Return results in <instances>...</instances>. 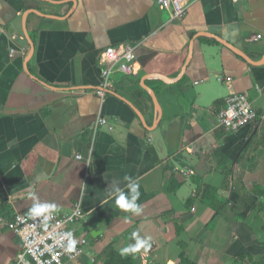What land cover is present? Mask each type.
Masks as SVG:
<instances>
[{"label": "crops", "instance_id": "crops-1", "mask_svg": "<svg viewBox=\"0 0 264 264\" xmlns=\"http://www.w3.org/2000/svg\"><path fill=\"white\" fill-rule=\"evenodd\" d=\"M120 43L136 46L135 73L115 71L99 97L100 54ZM262 59L264 0H194L177 23L158 0H0V217L80 202L72 227L88 242L66 264H104L133 233L150 238L153 264L264 263ZM231 93L259 117L226 131L217 113ZM99 115L109 121L94 133ZM117 189L139 214L116 206ZM20 250L0 223V264Z\"/></svg>", "mask_w": 264, "mask_h": 264}, {"label": "built area", "instance_id": "built-area-1", "mask_svg": "<svg viewBox=\"0 0 264 264\" xmlns=\"http://www.w3.org/2000/svg\"><path fill=\"white\" fill-rule=\"evenodd\" d=\"M194 0H158L161 10L169 15L172 23L181 22L187 13L188 7ZM238 1V0H235ZM262 34L255 35L261 39ZM136 46L131 43H120L106 47L100 54L101 73L95 93L104 97L112 87V75L115 71L133 74L136 61ZM15 48H11L14 53ZM218 79H223L218 77ZM228 80V78H227ZM264 121V113L260 116ZM219 125L226 131H235L238 128L252 124L258 119V114L249 98L242 93H231L225 97V103L217 113ZM109 117L99 115L94 124L93 132L107 124ZM82 158L81 154L76 155ZM84 212L80 202L68 212L54 210L50 218L45 221L43 216L32 217L29 210L16 213L12 219L0 217V223L10 228L21 241V250L17 254L14 264H66L79 259L87 245L85 234H78L72 224L83 218ZM67 233L75 241L72 251H68L69 240ZM136 264H153L146 252L142 251L136 257Z\"/></svg>", "mask_w": 264, "mask_h": 264}, {"label": "clouds", "instance_id": "clouds-1", "mask_svg": "<svg viewBox=\"0 0 264 264\" xmlns=\"http://www.w3.org/2000/svg\"><path fill=\"white\" fill-rule=\"evenodd\" d=\"M129 177L125 176V179H128ZM133 193H136V186L131 185ZM118 194V198L116 199L115 203L116 206L123 211H132L134 213L139 214V212L142 210L139 206H137L134 201L136 199V196L134 195L132 198V202L127 200L119 189L116 190ZM35 199V197H33ZM56 210V206L54 204H33V206L29 209V215L32 217H38L43 216L44 220L47 221L50 216L53 214V211ZM67 238L69 240V246L67 248L68 251H72L74 248L75 241L71 238V233H67ZM133 237L136 238L137 243L135 246H130L127 248H123L121 250L122 255H127L128 253H138L140 249H144L145 252H147L151 248V244L149 243V239L141 240L137 233H133Z\"/></svg>", "mask_w": 264, "mask_h": 264}, {"label": "trees", "instance_id": "trees-1", "mask_svg": "<svg viewBox=\"0 0 264 264\" xmlns=\"http://www.w3.org/2000/svg\"><path fill=\"white\" fill-rule=\"evenodd\" d=\"M151 153L153 154L152 149H151ZM201 193H202L201 198L205 200L206 202H208L210 206H213L215 208V211L219 213L222 208V205L219 204L218 206L212 203V197L214 198V193H216V189L212 188V186L210 185H205L201 189ZM216 201L217 199L215 197V202ZM101 255L104 257V264H136V257L138 253H131V255L128 257L122 256L117 252V250L113 247L111 243L104 248ZM179 264H194V263L189 261L187 257L184 254H182ZM251 264H259V263L252 262Z\"/></svg>", "mask_w": 264, "mask_h": 264}, {"label": "water", "instance_id": "water-1", "mask_svg": "<svg viewBox=\"0 0 264 264\" xmlns=\"http://www.w3.org/2000/svg\"><path fill=\"white\" fill-rule=\"evenodd\" d=\"M262 60L264 62V59H262ZM152 99H153L154 106L157 108V112H158V102H157V99H156L154 93L152 94ZM249 140H250V138L247 139V141L245 142L244 146L247 145V143L249 142Z\"/></svg>", "mask_w": 264, "mask_h": 264}]
</instances>
